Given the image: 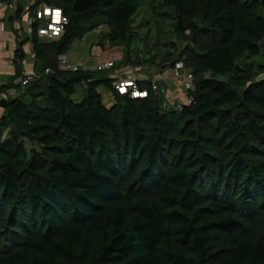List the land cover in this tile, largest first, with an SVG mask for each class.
Listing matches in <instances>:
<instances>
[{
  "label": "trees",
  "instance_id": "obj_1",
  "mask_svg": "<svg viewBox=\"0 0 264 264\" xmlns=\"http://www.w3.org/2000/svg\"><path fill=\"white\" fill-rule=\"evenodd\" d=\"M42 4L63 10V33L20 40L15 77L26 42L40 76L23 88L0 85V93L18 91L0 97V264H264V0L30 7ZM145 4L170 17L185 42L177 51L169 42L157 63L162 70L181 60L193 73V101L180 108L169 97L162 106L148 75L135 80L146 96L133 98L113 87L122 71L104 73L115 64L58 66L75 40L102 26L108 44L125 45L123 66L152 65L144 50L129 48ZM23 8L17 0L10 19Z\"/></svg>",
  "mask_w": 264,
  "mask_h": 264
},
{
  "label": "rangeland",
  "instance_id": "obj_2",
  "mask_svg": "<svg viewBox=\"0 0 264 264\" xmlns=\"http://www.w3.org/2000/svg\"><path fill=\"white\" fill-rule=\"evenodd\" d=\"M24 6H28L31 4L33 0H20ZM157 12L166 11L167 8H155ZM262 14H264V9L262 10ZM133 26L135 28V35L137 37V41L130 45V50L133 49H141L145 51V57H153L152 65H143L142 67H128L123 66L121 62V58L124 54V44H114L110 45L107 42V32L108 29L105 26L98 27L91 33L87 34L82 40H75L71 49L68 51L65 57L70 61H76L77 59H83L84 69H94L95 61L99 62L102 60H113L116 68H111L110 70L104 71V73H110L111 77L114 73L117 72L124 73L125 75L132 76L135 79H142L144 76L149 75L150 77H154L157 72H159L160 67L157 65L159 61L166 55L167 51H172L173 48L169 46V42H174L176 45V50H180L184 47V41L179 39L172 29V21L170 17H165L163 15H157L152 12V8L150 5L145 4L140 9L138 14L133 19ZM51 39L47 37L40 36V41H49ZM177 53V52H176ZM175 53V54H176ZM74 59L72 60V57ZM58 60V57H57ZM59 61V60H58ZM169 61H166L168 63ZM90 68H87V67ZM169 71L174 74V70L172 68ZM99 75H102L103 72H98ZM174 77V76H172ZM182 81H178L176 86L180 88ZM101 93L102 99L105 104L110 105L113 101L111 95L108 91H106L103 87L98 88ZM82 93V87L77 86V90L73 95L75 100L80 98ZM11 97L17 95L16 93L8 94ZM183 101V98L181 99Z\"/></svg>",
  "mask_w": 264,
  "mask_h": 264
},
{
  "label": "built area",
  "instance_id": "obj_3",
  "mask_svg": "<svg viewBox=\"0 0 264 264\" xmlns=\"http://www.w3.org/2000/svg\"><path fill=\"white\" fill-rule=\"evenodd\" d=\"M9 8H13L12 3L8 4ZM24 27L28 30V34L35 31L38 36L47 37L49 39L58 38L64 31L65 26L68 22V17L64 14L63 10L59 7L48 6L45 4L39 5L37 7L24 6L22 13L19 18ZM58 66L67 71H76L79 69H83V62L80 60L70 61L65 55L58 56ZM114 65L113 60H102L96 63L94 69L96 70H106ZM174 70L173 80L177 83L178 81H182L181 83V95L183 97V101H177L174 103L176 108H180L183 104H190L193 101V96L190 94L191 89L193 88V80L194 75L189 70H186L183 62L181 60H177L174 62V65L171 67ZM52 73V70L45 69L44 74ZM39 74L33 71L22 72L20 76H18L15 84H18L20 88H23L26 84L31 81L39 78ZM135 78L128 75H118L115 77L113 81V87L119 94H128L130 97H145L146 91H142L136 88L135 86ZM152 89L156 91H160L165 95V100L162 103L163 107H168L169 103V95L165 88L156 85L155 80L152 79ZM10 93H18L17 88L11 87L4 92L0 93V97H6L7 94Z\"/></svg>",
  "mask_w": 264,
  "mask_h": 264
},
{
  "label": "crops",
  "instance_id": "obj_4",
  "mask_svg": "<svg viewBox=\"0 0 264 264\" xmlns=\"http://www.w3.org/2000/svg\"><path fill=\"white\" fill-rule=\"evenodd\" d=\"M16 1L17 0H0V85L10 83L11 80H13L12 83H15L17 80L18 77H15V74L17 72L18 62L16 60L15 51L18 47L19 41L28 35V30L19 19H10V16L14 11ZM9 3H12L13 8L8 7ZM22 5L24 7L23 3ZM22 49L25 52V57L20 63V70L22 72L33 71L34 56L31 43L26 42L23 44ZM73 59L74 56L72 57V60ZM80 61H83V59ZM96 63L98 62L95 61V64ZM169 69L170 67L162 70L160 69L159 72L152 77V79L155 80L156 85L165 88L170 101H181L183 98L181 95V88L176 86V82L173 80V75ZM146 77L147 76H144V78ZM2 113L3 109L0 107V116Z\"/></svg>",
  "mask_w": 264,
  "mask_h": 264
}]
</instances>
